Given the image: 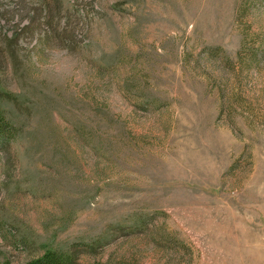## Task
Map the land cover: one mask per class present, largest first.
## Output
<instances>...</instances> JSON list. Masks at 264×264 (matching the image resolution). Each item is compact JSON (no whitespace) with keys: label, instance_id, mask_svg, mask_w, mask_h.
<instances>
[{"label":"rangeland","instance_id":"1","mask_svg":"<svg viewBox=\"0 0 264 264\" xmlns=\"http://www.w3.org/2000/svg\"><path fill=\"white\" fill-rule=\"evenodd\" d=\"M46 1L0 0V264H264V0Z\"/></svg>","mask_w":264,"mask_h":264},{"label":"trees","instance_id":"2","mask_svg":"<svg viewBox=\"0 0 264 264\" xmlns=\"http://www.w3.org/2000/svg\"><path fill=\"white\" fill-rule=\"evenodd\" d=\"M48 2L45 0H41L40 4L43 7V10H46L50 7ZM45 6V7H44ZM220 49L212 50V54H216ZM262 52L250 48L247 51H245V54L241 56L240 60V66L243 70H250L252 67L259 66L262 63V60H264V56H260ZM17 139V133L15 127L8 121L6 116L1 110L0 106V157L8 154L16 142ZM145 223L136 222L135 226L128 228L132 232H129L130 235H127L126 237L131 236L134 231L141 230L143 225ZM146 225V224H145ZM124 228H122L123 230ZM116 233H120L121 230L115 231ZM114 232V234H115ZM113 233V232H112ZM112 234V236H107L106 245L109 244V239L113 238L115 236ZM166 244L168 246H171L169 242H163V244ZM85 249L86 253H89L94 248H92L91 245H87L86 247H83ZM78 252L75 250L73 251H58V250H48L45 252L44 255L41 257L34 258L32 260H29L23 264H82V261H80ZM82 257V255H81ZM2 264H14L10 261H5ZM91 264H127V262L122 261L119 263H114L111 260H107L102 262L99 260H94ZM129 264V263H128Z\"/></svg>","mask_w":264,"mask_h":264}]
</instances>
